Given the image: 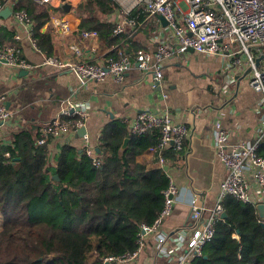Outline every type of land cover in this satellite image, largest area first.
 <instances>
[{
	"label": "trees",
	"instance_id": "trees-1",
	"mask_svg": "<svg viewBox=\"0 0 264 264\" xmlns=\"http://www.w3.org/2000/svg\"><path fill=\"white\" fill-rule=\"evenodd\" d=\"M118 8L114 0H86L74 11L81 30L97 31L99 40L114 49L113 60L136 59L141 50L133 37L114 35V24L105 18ZM14 9L28 12L39 49L53 56L51 31L42 32L51 21V7L18 0ZM140 13L132 14L138 24ZM13 35L0 27L3 45H12ZM34 130L16 129L0 147V264H104L106 258L135 252L142 226L152 225L163 211L171 183L169 171L155 165L161 156L169 168L183 165L186 144L181 151L170 147L147 159L160 142L159 131L136 135L126 123L114 121L99 136L102 164L95 167L84 149L69 143L52 157L47 146H37ZM256 206L227 197V217L218 221L195 264H264V228Z\"/></svg>",
	"mask_w": 264,
	"mask_h": 264
},
{
	"label": "crops",
	"instance_id": "crops-1",
	"mask_svg": "<svg viewBox=\"0 0 264 264\" xmlns=\"http://www.w3.org/2000/svg\"><path fill=\"white\" fill-rule=\"evenodd\" d=\"M32 1L40 7H51V21L42 30L43 33L51 31L55 51L51 57L103 65L112 59L114 49L108 48L99 40L97 31L95 37H82V32L89 30L80 29L81 20L74 9L86 0L70 3L72 9L69 12L61 8L65 4L63 0H55L53 3ZM114 1L119 8L105 17L114 24V30L127 17L133 18L132 14L136 10L142 9L138 7L125 14L123 11L127 4L123 0ZM15 10L11 9L12 14L7 18L0 17V27L12 31L13 43L10 46L20 49L24 59L37 68L21 70L5 62L0 63V92L7 95L6 107L14 116L3 126L1 138L4 142H10L11 133L16 129L28 127L36 131L53 120L64 117L62 110L68 107L69 102L88 106L85 135L89 136L96 152L101 132L114 121L125 123L144 110L168 113L176 124L187 126L189 134L185 140L184 164L168 170L179 195L175 197L172 216L165 221L162 232H173L188 221L194 194H199L200 199L210 206L214 205L221 184L227 176L225 165L216 150V123L221 122L228 131L230 144H233L254 141L260 122V115L256 111L260 94L250 87L244 72L227 73L224 56H206L192 49H181L174 33L163 24L160 16L144 15L142 9L138 18L143 17V20L136 29L132 30L124 25L125 32L115 34L113 30V33L125 35V40L133 37L139 50L150 53V71L144 73L136 65V59L127 55L133 61V66L127 71L123 83H117L109 76L104 81H91L82 85L74 73L57 72L42 66L44 59L48 57L39 49L34 35L36 47L31 44L27 29L14 19ZM28 16L33 23V33L34 22L29 14ZM16 35L22 38L21 42L15 39ZM161 40H168L174 53L163 63L165 72L161 87L153 89L151 71L157 64L154 56ZM232 78L234 82L229 93H224L223 89ZM70 119L75 120L76 117ZM83 137L76 133L63 140L53 138L46 146L52 157L61 151L64 142L82 151L85 147ZM151 154L153 153L148 152L144 158L151 159ZM252 184L255 186L253 182ZM3 225L4 217L0 213V232ZM147 241H150V247L134 264H167L157 255L152 244L153 238L147 237Z\"/></svg>",
	"mask_w": 264,
	"mask_h": 264
},
{
	"label": "built area",
	"instance_id": "built-area-1",
	"mask_svg": "<svg viewBox=\"0 0 264 264\" xmlns=\"http://www.w3.org/2000/svg\"><path fill=\"white\" fill-rule=\"evenodd\" d=\"M17 0H0V11L5 8L14 9ZM38 1V0H37ZM42 3H53L55 0H39ZM78 0H65L64 3H74ZM127 4L123 11L131 13L142 7L150 17L163 16L169 28L175 35L181 49H193L206 55H221L226 58V71L244 72L250 87L260 94L256 111L260 115L259 126L254 141H240L230 144L229 134L221 122L216 123V150L225 165L227 176L221 184L219 195L214 205L200 199L194 194L190 203L188 221L173 232L164 233L163 225L171 218L175 197L179 190L172 182L165 192V206L156 221L148 226L143 225L138 240V248L133 253L113 256L104 259V264H134L138 262L150 247L147 237L153 238L152 244L157 255L167 264H195V260L204 255L205 246L215 234L218 221L222 220L223 202L227 197H234L244 203L264 204V64L258 57H264V0H123ZM13 11V10H12ZM14 19L28 31L31 44L36 47V40L31 33L33 23L24 10H15ZM132 30L138 23L134 18H128L119 23L115 34L125 32V26ZM97 36L95 31H83L82 37ZM15 39L21 42L19 35ZM174 49L168 40L158 44L155 59L157 64L151 71L152 87H161L164 77V61L170 58ZM152 56L147 51H139L136 65L144 73L150 71ZM7 63L21 70H35L37 66L29 63L20 54V49L0 43V63ZM57 72L74 73L82 85L104 81L112 77L117 83H123L127 71L133 66V61L127 56L119 60L111 59L107 64L92 62H72L58 57L44 59L43 65ZM247 71H249L247 73ZM234 79H229L223 89L229 93ZM7 95L0 92V147L8 142L1 138L3 126L14 116L6 107ZM87 107L68 103L62 110V116L39 128L37 145L46 146L53 138L62 140L70 134H76L85 127ZM76 117V119H70ZM125 123L133 134L144 135L149 131L158 130L159 144L150 149L151 153L162 152L173 147L177 151L184 149L189 129L185 125L176 124L168 113H155L151 110L141 111L133 120ZM84 150L91 157L93 165L100 167L102 159L91 145L89 136L83 137ZM65 142L62 144L65 146ZM51 152V151H50ZM6 156H9L8 154ZM159 165L165 167V159L161 156ZM255 184V186L252 184ZM190 223V224H189Z\"/></svg>",
	"mask_w": 264,
	"mask_h": 264
},
{
	"label": "water",
	"instance_id": "water-1",
	"mask_svg": "<svg viewBox=\"0 0 264 264\" xmlns=\"http://www.w3.org/2000/svg\"><path fill=\"white\" fill-rule=\"evenodd\" d=\"M65 1V0H63ZM61 8L66 11V12H69L71 11L72 9V6L69 4V3H65L64 5L61 6ZM12 14V11L10 8H6L4 9L1 13H0V17H4V18H7L8 16H11ZM160 20L163 22V24L165 26H168V23L167 21L165 20V18L163 16H160ZM193 50V49H192ZM261 60H264V57L262 58H259L256 60V64L257 66H259ZM249 71H247L248 73ZM77 134L80 136V137H83L85 134H86V129L85 127H83L82 129H80ZM128 143V140L125 141L123 147H122V150L125 149L126 145ZM19 162V159H15V163L14 165L17 166V168H20V164L18 163ZM164 170L165 171H168L169 170V167L168 166H165L164 167ZM257 210H258V213H259V216L260 218L262 219V222H261V225L262 227L264 228V204H259L256 206ZM227 215L225 213L222 214V219H226ZM106 264H110V263H106Z\"/></svg>",
	"mask_w": 264,
	"mask_h": 264
},
{
	"label": "rangeland",
	"instance_id": "rangeland-1",
	"mask_svg": "<svg viewBox=\"0 0 264 264\" xmlns=\"http://www.w3.org/2000/svg\"><path fill=\"white\" fill-rule=\"evenodd\" d=\"M263 55H264V53H263ZM260 57H261V56H260ZM260 57H258V59H259ZM263 64H264V60H263ZM31 216H33V212H32V214H31Z\"/></svg>",
	"mask_w": 264,
	"mask_h": 264
}]
</instances>
